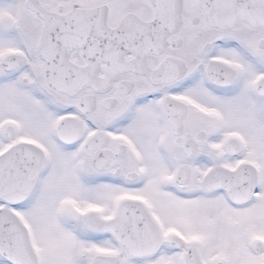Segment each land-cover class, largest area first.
<instances>
[{
    "label": "snow or ice",
    "instance_id": "snow-or-ice-1",
    "mask_svg": "<svg viewBox=\"0 0 264 264\" xmlns=\"http://www.w3.org/2000/svg\"><path fill=\"white\" fill-rule=\"evenodd\" d=\"M0 264H264V0H0Z\"/></svg>",
    "mask_w": 264,
    "mask_h": 264
}]
</instances>
